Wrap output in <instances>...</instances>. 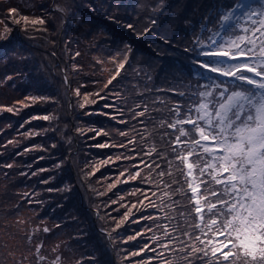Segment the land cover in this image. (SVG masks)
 <instances>
[{
    "label": "rangeland",
    "instance_id": "1",
    "mask_svg": "<svg viewBox=\"0 0 264 264\" xmlns=\"http://www.w3.org/2000/svg\"><path fill=\"white\" fill-rule=\"evenodd\" d=\"M109 1H112L110 4L118 10L108 12H121L130 21L132 18L131 24L137 25L139 31L152 18L147 14V9L158 12L161 16L165 10L168 15V7L164 5L170 0H57L56 8L71 6L70 11L64 13L61 18L52 12L53 0H0V14L4 11L7 15L6 9L20 7L23 11H28L29 16L33 18L42 16L46 20L43 25L46 28L54 24V27L62 28L65 33H49L51 49L56 53V57L52 59H47L42 51L44 48L39 46L40 50H33L37 52L36 57L31 53L32 57L28 55L24 60L17 61L18 65L10 62V67H6L10 59L0 52V105L11 106L20 100L30 104L27 108L16 105L18 111L13 113H0V146L6 145L8 140H15L13 145L0 147V155L4 158L0 166V264H100L99 258L106 253L110 256L107 260H112V264H149V259L153 256L155 259L151 260V264H164L165 260L171 261L172 264H188L189 260L192 264H207L206 260L202 261L196 254L188 256L189 246L195 244L200 247L199 242L189 236L194 238L201 234L195 228L197 217L193 204L190 203L191 193L187 189L186 172L185 177L181 179L178 171L172 166L173 158L169 159L171 166L168 165L169 161L167 163L170 151L166 144H171L179 132L168 126H164L162 132V123L166 125L177 118H183L188 107L195 103L196 86L206 81L197 82L196 74L202 69L190 63L197 57L195 53L186 50L199 47L196 37L208 41L212 33L218 30V24L215 22L217 5V14L225 8L222 4H215L219 0H187L188 5H197L199 9L192 8L186 12V17L197 12L189 23L182 15L169 18L177 27L171 21L161 22L160 18L154 17L156 24L150 26L152 31L142 36L136 35L128 28L141 47L144 48L146 44L148 48H152L154 55H150L136 51L128 42L114 40L108 33L111 24L106 23V20L102 22V19L106 12L104 8ZM248 2L258 3L259 0ZM213 5L206 17L197 15L205 6L208 8ZM48 14L52 15L54 22L49 20ZM14 15L11 14L12 18H15ZM3 18L0 15V19ZM123 24L121 28L127 29L125 25L129 23ZM2 26L5 27V24ZM23 27V21L16 25V38ZM37 31V34L44 32ZM65 39L69 42L68 48L64 45ZM6 40L12 42L11 38ZM14 43L17 45L18 40ZM125 45L131 48L128 62L113 85L101 91L103 83L115 70V63L110 58L116 57L118 61L120 57L117 53L122 52ZM63 49H66L64 55ZM76 52L80 55L75 56ZM39 77L47 83L46 91L43 89L45 86H38V82H35ZM62 82L68 93L64 94ZM77 87H80L79 97L74 94ZM165 89L167 91H164ZM85 92L92 94L89 99L97 101L92 104L93 109L98 108L102 97L113 99L106 100L105 104L110 107L98 110L102 115L108 113L106 118L101 116L102 121L99 123L88 118H85V121L78 120L70 112L75 100L77 103L83 102ZM97 92H100L99 96L95 95ZM28 96L52 97L57 102L37 101L31 104L25 99ZM142 101L147 111L144 106L137 107ZM159 102L163 103L161 114L155 118L154 105ZM175 105L181 106L179 117L174 110ZM37 109L40 111L36 112ZM62 110L65 114L61 117L63 124L59 126L56 125L58 119H31L42 115L58 117ZM141 111H145V115L133 119L135 113ZM155 125L161 136V150L166 167L171 172V175L165 174L163 177L159 176L160 171L156 168L152 171L143 163H139L142 158L131 157L133 144L129 143V140H132L133 136L135 141L139 138L142 142L141 133ZM185 128L190 129V126L185 125ZM100 129L104 131L97 135ZM29 131L39 135H23ZM70 132L76 134L77 139H73ZM121 132H127L128 135L121 136ZM40 134H43L53 155L56 156L51 161L38 160L32 151L25 152V149L29 148L28 145L34 143V138ZM66 140H69V147ZM22 143L24 144L20 146ZM105 143L109 145L108 148L98 147ZM53 144L56 145L55 148L51 147ZM114 144L119 148H113ZM11 152L14 156L6 158ZM115 152L117 157L121 158L111 164L116 168L110 169L109 172L104 171L105 168L99 172L95 170L102 166L101 161L107 160V155ZM111 159H115V156ZM192 162L195 163L194 158ZM8 163H12L13 167H4ZM57 164L61 166L57 168ZM22 165L24 166L20 167ZM40 169L45 171L41 172ZM55 171L59 172L55 174ZM135 171H140V177L128 180L129 174H134ZM32 172L37 174L33 176ZM121 172L125 173L124 176H120ZM196 174L194 172V175ZM117 177L121 183L109 190L108 185L115 183ZM85 183L87 186H83ZM57 190H63L65 202L70 197L75 198L76 206L61 212L66 224L64 226L58 225L59 223L56 225L58 221L49 216V212L54 210L53 206L58 208ZM165 191L169 192L168 197L163 195ZM141 200L143 204L140 203ZM76 207L80 208L82 213ZM128 209H131L128 219L112 232L111 243L108 242L105 237L108 229L104 228H110V233ZM90 212L94 213V217L91 218L87 214ZM44 228L50 231L45 233ZM166 232L168 236L165 235ZM185 233H189V236L184 235ZM169 236L175 238L174 242L170 243L168 248L160 247L168 242ZM96 237L103 242L105 251L98 247ZM203 238L201 236V239ZM41 241L43 246L37 253L36 245ZM97 247L99 252L88 253L87 249ZM149 248H156V252H150ZM132 252H138L139 255L130 256L129 253ZM39 256H44L45 259L40 260Z\"/></svg>",
    "mask_w": 264,
    "mask_h": 264
},
{
    "label": "snow or ice",
    "instance_id": "2",
    "mask_svg": "<svg viewBox=\"0 0 264 264\" xmlns=\"http://www.w3.org/2000/svg\"><path fill=\"white\" fill-rule=\"evenodd\" d=\"M56 10L65 11L59 6ZM12 13H17V9H8L7 15L10 18ZM21 21L24 23L22 31H27L29 24L33 27L46 24L42 16L31 20L27 15H22L19 19L11 18L15 25H20ZM216 23L218 30L212 33L207 42L196 37L199 47L186 50L196 54L197 58L190 63L202 69L196 75L206 82L196 86L195 103L188 107L183 118H177L168 124V128L179 132L172 142L175 145L172 151L176 153L175 159L180 161L186 172L187 189L191 193L190 203L193 204V211L198 218L195 228L201 234L194 238L190 237L189 233L184 234L200 244V247H196L195 244L189 246L187 251L188 256L196 254L202 261L206 260L207 264H264V0H259L258 3L233 0L231 5L218 14ZM155 24L156 20L150 19L139 31L137 25L129 23L125 26L136 35L142 36L152 31L150 26ZM11 31L12 29L5 25L0 40L7 39L6 34ZM129 52L130 46L125 45L122 52L117 53L120 57L118 61L116 57L110 58L115 63V70L103 83L101 91L108 89L120 76L121 70L128 62ZM79 55V52L75 53V56ZM205 73L214 75L206 76ZM220 77L226 79L221 80ZM64 80L66 83L67 76ZM74 94L77 97L81 95L80 87L75 89ZM90 95L92 94L84 93L83 102H78L79 108L83 109L86 105L97 103L96 100L89 99ZM95 95L99 96L100 92ZM25 99L31 104L37 101L57 102L52 97L28 96ZM16 105L25 108L30 106L29 103L20 100L11 106L0 105V113L16 112L18 111ZM174 110L179 117L181 106L175 105ZM145 111L135 113L133 119L136 116L143 117ZM103 114L108 115L107 112ZM57 118L42 115L31 119L50 121ZM185 125L190 126V129L186 130ZM103 131L100 129L97 135ZM23 135L31 137L39 133L29 131ZM120 135L127 136L128 133L121 132ZM182 137L185 139H181ZM13 143L14 140H8L6 145L0 147ZM129 143L134 144V138L129 140ZM34 147L26 148L25 152L33 151ZM51 147L55 148L56 145L53 144ZM98 147L107 148L109 145L105 143ZM153 152H156L154 147L146 155L151 157ZM139 155L137 153V156ZM192 158L195 163L192 162ZM119 159L121 158L118 156L117 160ZM110 160L111 158L101 161V165L108 164ZM139 163H143V160ZM171 163L169 161V166ZM61 164H57L56 167L59 168ZM4 167L10 169L13 164L8 163ZM194 172L197 174L194 175ZM31 174L34 176L37 173ZM124 174L121 172L120 176ZM164 175L163 171L159 173L161 177ZM138 177L140 171H135L134 174H129L128 180H136ZM119 183L121 181L117 177L115 183L108 185V189L115 188ZM163 195L168 197L169 192L165 191ZM140 203L143 204V200ZM130 212L131 209H128L124 213L112 231L118 229L128 219ZM49 231L48 228L43 229L45 233ZM165 235L169 234L166 232ZM201 236L204 238L201 239ZM174 240V237L169 236L168 242L160 247L168 248ZM42 246L43 241L36 245L37 253ZM148 250L156 252V248ZM129 255L137 256L139 253L132 252ZM39 259L44 260L45 257L39 256ZM152 259H155V256L150 257L149 264ZM164 264L172 262L165 260ZM188 264H192V261L189 260Z\"/></svg>",
    "mask_w": 264,
    "mask_h": 264
},
{
    "label": "trees",
    "instance_id": "3",
    "mask_svg": "<svg viewBox=\"0 0 264 264\" xmlns=\"http://www.w3.org/2000/svg\"><path fill=\"white\" fill-rule=\"evenodd\" d=\"M53 1H54L53 2V6L54 7H53V11L52 12L54 14L59 15L60 18L62 17V15L64 13H68L70 11L71 6L70 7H61L63 9H65V11H63V12L56 11L57 8L55 7V5H56L55 2L57 0H53ZM74 1L75 0H69V2H74ZM111 2L112 1H109V3L105 6L106 8H104V10H106V12L104 13V18L105 19L103 18L102 22L104 20H106V23L111 24L110 25L111 26V30L108 33H110L112 38L114 40L117 39L119 41L128 42L129 44H131V45H133L135 47L136 51L137 50L138 51H143V52H146V53H148L150 55H154V52H153L152 48L151 49L148 48L146 46V44H145V47L143 48V47H141V44L139 42L135 41V39L132 36V32L133 31L131 32L130 30H128V28L127 29L126 28H121L124 25L123 22H128V23L133 22L132 18H131V21H130L121 12H114V13L108 12L109 10L110 11H112V10L113 11H117L118 10V9H116L115 7H113L110 4ZM232 2H233V0H219L215 4H222L224 6V8L226 9ZM88 6H90V5H88ZM165 6L168 7V15L165 13V10L163 12V15L161 16V15L158 14V12H152L150 9H147V14L149 15L150 18L152 17L151 19H155L154 17L160 18L161 22L171 21V20H169V18H177V17L182 15L183 17H185L186 21L189 23L197 12H194V13L188 15L187 17H186V12L189 11L190 9H192V8H195L196 10L198 9L197 5H193V6L188 5L187 0H170L169 2H167L164 5V7ZM213 7H214V5L213 6H209L208 8H207V6H205V8H203L200 11V13L198 12L197 15H200V17H206ZM218 7H219V5H217V8ZM217 8H216V17L218 16ZM16 9H17V13H12V14H15L14 17L16 19L19 18L22 15L29 16L28 11H23V9H21L20 7H16ZM6 12H8V9H6ZM101 12H103V10H101ZM101 12H99V13H101ZM0 15L2 16V18L4 17L3 20L0 19V21H2V23H0V34H2L3 30H4V26H2L3 24H5L8 28L12 29V31L10 33L6 34L7 38H11L12 39L11 43L7 42L6 39L0 40V52L4 53L7 56V59H10V60H8V62L6 64L7 65L6 67H10V62H12L15 65H18L17 61L22 60V59L24 60L28 55L31 56V53L33 54L34 57H36L37 56V52H35L33 50L34 49L35 50H40L39 46L44 48V49H42V51L47 56V59L48 58L52 59V58L56 57L55 56L56 53L53 52V50L51 49L52 48L51 47V36H50L49 33H53V32H62L63 33V29L62 28H60L58 26L54 27V24H51V25L47 26V28L45 26H43V25H36V26L33 27V26H31V24H29L27 31H24L25 35H23L24 33H23L22 30L20 32H19V30H17V32H19V35H18L19 37L16 38L14 36L15 32H16V25L11 22L12 16L10 18L9 16H7L5 14L4 11H2V13ZM48 17H49V20L54 22L51 14H48ZM113 17H114V19H113ZM216 17H215V22H216ZM29 18L31 20L33 17L29 16ZM94 18H96V17H93V19ZM98 18L101 19L99 16H98ZM109 19L112 20V21H110ZM171 22H173V21H171ZM173 25L176 26L174 22H173ZM45 28L47 29V31L48 30H51V31L50 32H45L44 31ZM204 29H206V27H204ZM37 30L44 31V32H41L40 34H37L38 33ZM63 34L65 35V33H63ZM16 40H18L17 45H16V43H14ZM58 40H59V43H60L61 36L59 37ZM19 42H21V44ZM184 42H185V40H183V43ZM64 43H65L64 45H66V47L68 48L69 47V44H68L69 42L65 39ZM65 50L66 49H63V54L62 55H64ZM61 51H62V49L60 50V52ZM41 62L45 63L44 60H41ZM58 70H59V68H58ZM67 73L69 75H71L68 71H67ZM41 77H39L38 80H35V82H38V84H37L38 86H39V84H42L43 86H45L43 89L46 91L47 83H44L43 82L44 79H41ZM163 78L166 79L165 77H163ZM196 80H197V82L204 81V80H201L199 75H198V77H196ZM61 85H62V88L64 90V94L68 93V90L66 89L65 84L62 82ZM70 89H72V85L70 86ZM164 91H167V90L165 89ZM68 100H64V101L67 103ZM106 100H113V99L107 98V97H102L100 99L99 103H98V108L97 109L91 108V107H93L92 104L86 105L85 108L81 109V108H79L78 103L75 100L70 112L78 120L85 121V118H88V120L91 119L92 122L99 123V122L102 121V117H105V118L108 117V115L104 116L100 112H98V110H100L101 108H107L106 104H105V103H107ZM148 104H149V106H151L150 103H148ZM138 105L145 107L144 101H142ZM162 105H163L162 102H159V103L154 105V109H155L154 111L155 112H154L153 116L155 118L160 117L159 115L161 114V106ZM39 111H40L39 109L36 110V112H39ZM86 112H87V114H86ZM64 114H65V111L62 110V112H60V116H58V118H57L58 121H56V125L59 126V125L63 124V121H62L61 117H64ZM30 121H28V122H30ZM164 126L167 127L168 124L165 125L164 123H162V132H163ZM55 129H57V126L55 127ZM67 131H69V130H67ZM70 133L72 134V138L73 139H77V135L76 134H74L73 132H70ZM141 134H142L143 140H142V142H140L139 138H137V140L135 141V143L131 147V149H132L131 157L142 158L144 166L148 167L152 171H155V168H156L160 172L163 171L166 175H171L170 170L167 169L166 164H165L164 153L161 150V148H162L161 146H163L162 142H161V136H160V133H159L158 129L156 128V125L151 127V128H148L147 130H145ZM133 138L134 137L132 136V139ZM26 142H27V140L25 141V143ZM14 143H15V140H14ZM13 144H10V145H13ZM23 144L24 143L20 144V146L23 145ZM66 145H67V147H69V140H66ZM166 146H168V149L170 151L169 156H167V163H168L170 158H173L172 166L178 171V173L180 174V178L181 179L184 178L185 177V170L183 169V166L180 163V161H176L175 160L174 156L176 155V153H174L172 151V148L175 147V145L173 143H171V144H166ZM28 147L29 148L30 147H34V150L32 151V153L35 155V157H38V160H44L45 159L46 161H51L52 159L56 158V156L53 155V151L50 149L49 143L47 141H45L43 134H40V136L35 137L34 138V143L29 144ZM115 147L119 148L118 146H116L114 144L113 148H115ZM153 147L156 149V152H153L151 157H149L148 155H146V153L151 151V149ZM137 153H139L140 155L137 156ZM161 153L163 155H160ZM12 156H14L13 152L8 154L6 158H9V157H12ZM114 156H115V159H113V160L111 159L108 164L102 165L97 171L99 172L100 169L105 168L104 171H106V172L108 171L109 172L110 169L116 168V167L113 168V166H111V164L113 162H117L118 161L116 152H115V154L110 153L109 155H107L105 157V159L108 160L109 158H112ZM41 157H43V158L40 159ZM2 159H4V158H3V156L0 155V166H2V164H1ZM119 160H121V159H119ZM153 161H155V163H153ZM76 165H77V167L79 169L80 167L78 166L77 163H76ZM157 165H159V167H157ZM168 165H169V163H168ZM23 166L24 165H22L20 167H23ZM62 170L64 172L66 171L64 169H62ZM58 172L59 171H55V174H57ZM62 175L63 174H61V176ZM70 180H71V178H70ZM83 186H87V184L85 183ZM71 194L73 195V192ZM74 201H75V198L74 197H72V198L70 197V198H68L67 202H65L64 201V192H63V190H57L58 208L53 206L54 210L52 212H49L50 218L53 217L52 219L54 221H58V222H56V225L58 223H59L58 225H60V226L66 225L65 222H63V213H61V212H63V210H65V209H72L73 207H75L76 204H75ZM93 204H94V202H93ZM76 208H78V207H76ZM78 209H79V212L82 213V210L80 208H78ZM87 214L89 216H91V218L94 217V213L90 212V213H87ZM95 214H96V212H95ZM97 219H98V216H97ZM137 221H139V220H137ZM197 222H198V218H197ZM102 224L106 225L105 222H102ZM104 229H108V232L110 231V228H108V227H105ZM108 232L105 233V237H106V240L108 242H110L112 240L111 236H113L112 235L113 231L111 230L110 233H108ZM95 239H97L96 242L98 243V247L104 250L103 242L100 240V238L96 237ZM113 244H114V240H113ZM98 247L95 248V249H92V250L91 249H87L88 253L92 254V253H95V252H99L100 250H98ZM109 257L110 256H108L107 253H106V255H103L102 257H100L99 258L100 264H112V260H110V261L107 260V259H109ZM88 264H90V262H88Z\"/></svg>",
    "mask_w": 264,
    "mask_h": 264
}]
</instances>
